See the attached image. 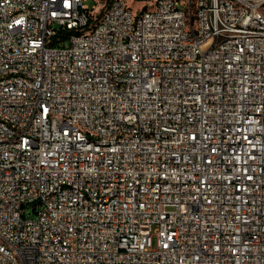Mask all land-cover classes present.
Masks as SVG:
<instances>
[{"label": "built area", "instance_id": "obj_1", "mask_svg": "<svg viewBox=\"0 0 264 264\" xmlns=\"http://www.w3.org/2000/svg\"><path fill=\"white\" fill-rule=\"evenodd\" d=\"M140 1L0 0V264H264V0Z\"/></svg>", "mask_w": 264, "mask_h": 264}, {"label": "rangeland", "instance_id": "obj_2", "mask_svg": "<svg viewBox=\"0 0 264 264\" xmlns=\"http://www.w3.org/2000/svg\"><path fill=\"white\" fill-rule=\"evenodd\" d=\"M130 4L133 6L134 9H137L140 6V0H129ZM29 215H34V212H32L30 209H28Z\"/></svg>", "mask_w": 264, "mask_h": 264}]
</instances>
